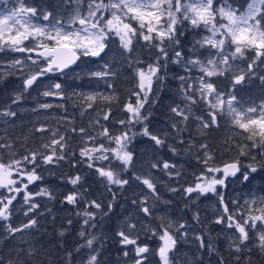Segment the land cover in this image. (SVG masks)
<instances>
[{"label": "snow or ice", "instance_id": "snow-or-ice-1", "mask_svg": "<svg viewBox=\"0 0 264 264\" xmlns=\"http://www.w3.org/2000/svg\"><path fill=\"white\" fill-rule=\"evenodd\" d=\"M37 14L36 8L27 6L23 0H20L17 7L6 15L0 16V50L7 49L20 53L36 52L38 57L34 59L29 55L27 61H30V64L21 59L13 60L8 64V68L18 69L22 73L23 91L26 92L39 85L41 79L48 74L65 73V70L71 69V66L76 64L81 57L102 60L107 54L108 41L112 36L118 38L120 47L128 53H131L134 41L142 39L150 48H155L159 55L146 67L133 69L137 78L136 87L139 91L132 93L137 97L135 104L130 102L125 104L124 108L130 115L127 121H119L120 124L134 125L143 123L147 119L141 109L148 101L154 83L163 80V77L159 75L161 68L166 67L167 63L171 61L174 64H183L187 73H191L193 69L199 73L195 78L190 75L177 77L181 81V94L187 106H172L170 111L174 117L180 118V123L189 121L193 116V105L203 103L209 110L208 119L203 116H195V119L199 122L201 129H209L218 124L217 116L224 114L226 105L227 112L232 117V123L247 133L246 139L252 141L251 145L240 146V155H249L246 148L264 149V104L260 106L259 116L248 115L256 113L258 111L256 107H249L246 112L238 111L233 106L236 97L231 93L225 95L220 92L218 84L212 80L213 77L227 78L232 73V86L242 84L247 74L237 73L230 61L243 57L246 50L255 52L254 59L248 64V73L253 72L258 60L264 63V0H246V5L243 8L233 7L227 2L218 7L217 0H86V6L83 4V0H75V7L67 20L63 17L53 18L52 13L44 12L43 20L48 23L40 25L33 22ZM184 24L190 25L192 30L203 28L210 33V35L203 36L194 42L190 55L178 50L182 48L180 36L184 35V32L181 31V26ZM33 41L35 44L32 47L26 44V42ZM229 43L235 46L234 51L225 54L226 45ZM197 48L207 50V57L204 58V53L198 51ZM169 49H171V53ZM89 75L104 79L116 76V71L111 68L109 62H105L102 70L91 71ZM261 79L264 80V77ZM108 87L113 88V84L108 83ZM22 95V92L15 95L12 103H18ZM41 95L66 99L62 91V84L59 82L47 85ZM74 95L82 97L81 103L85 104L87 109L93 108L97 101L112 102L116 99L114 93L110 95L98 92L74 93ZM51 107L53 105L48 103L39 105L41 109ZM58 107L64 106L58 105ZM16 115L17 113L12 111L10 106L0 109V117L12 118ZM103 119L108 120L109 114L105 113ZM2 122L8 124V120ZM96 123L99 124V121L97 120ZM171 127L177 133L184 130L176 122L172 123ZM101 128L98 136L104 137L115 147H110L103 142L96 144L95 141L98 137L87 135L86 130L80 128L79 133L84 136V146L80 148L79 155L82 158L81 162L87 163L89 169H94L99 177L106 181L107 191L113 193V200H115L113 187L122 189L129 184V180L123 178L121 169L105 167L102 164L98 166V162L108 161L111 164L114 159L119 161L122 171H127L133 162V153L128 148L133 136L129 135L131 128L119 135H112L107 127L101 126ZM36 131L41 133L51 131L52 133L50 142L41 145L42 148L48 150L47 154L40 151H29L20 159L11 158L7 162L3 157H0V190H3L0 191V228L4 232L3 239L9 237L14 239L17 233L23 234L29 229L38 228L39 221L32 218L40 207L38 203L34 202L35 197L55 199L54 193L48 188H41L38 192L33 193L29 191V185L42 179V176L36 171L40 160L45 165H52L66 159L64 154L67 149L66 136L59 130L47 129L44 126L37 128ZM72 131L76 132L77 130L73 128ZM140 135L149 138L157 147H162L165 144V139L152 133L146 124ZM89 141L93 142L91 147L88 146ZM179 142L183 143V140ZM169 147L174 155L178 154L174 146ZM0 148H11V144L0 143ZM200 148L205 150L204 158L201 161L205 167L195 177L194 184L184 187L183 192L192 203H195L192 200L193 193L197 194V198L209 193L219 197L223 213L217 217L215 223L224 224L226 220L227 227L234 228L235 233H238V235L230 237L228 251L230 255L234 256L237 264H239L241 256L247 252L248 255L245 257L247 264H252L251 254L254 251L264 255V200L261 201L262 206L259 208L254 209L249 205L247 216L241 220L236 213L229 210L223 194L218 189L225 186L229 178L242 177L243 182L247 183L252 178V174L257 173L260 169L255 164L245 167L238 159L214 166L213 156L207 151L208 145L202 144ZM261 155H264V152H261ZM12 156L14 157L15 154L12 153ZM252 159L256 158L252 157ZM27 165L32 166L30 170ZM75 166L73 164V167ZM150 167L151 169L162 167L169 178L180 176L179 171H172L176 165L170 164L168 161H164L162 166L158 161L152 163ZM261 168H264V164L261 165ZM81 179L79 175L68 177V183L78 186ZM135 179L147 188L152 197H155L156 200L160 199L156 181L150 175L147 177L135 175ZM177 190V188L170 189L172 192ZM20 194H23V203L27 205L24 215L29 218L27 222L15 226L10 220L14 211L21 210L16 209L14 204ZM82 196L83 193L72 190L64 196L61 203L76 206ZM148 199L149 197L146 195L139 202L133 200L132 204L136 205L144 216L151 217L153 208L148 206ZM164 203L167 204L169 201H164ZM246 203L248 202L246 201ZM252 203L254 204L255 201ZM102 207V204L96 200L87 201L84 209L76 213L77 216L83 217L81 228L77 232V236L83 243H77L71 249H67L64 244H61L60 247L65 250V255L61 257V264H72L73 260L81 256L85 249L88 250V253L81 259L80 264H99L98 249L94 247L97 237L90 235L88 231L96 226L93 223L96 213L89 209L100 210ZM185 207L187 208L188 205ZM112 208V203H109V212L112 211ZM199 219V215H193V220L199 222ZM67 224L71 226L73 221L68 219ZM127 227L129 230H135L137 226L135 223H128ZM144 229L150 230L149 239L155 238L159 241V246L156 249L159 264H176L172 257L177 251L180 239L187 237L188 225L184 222H175L160 217L158 227L149 229L148 225H144ZM66 231L67 229H62L58 235L63 237ZM250 232L256 233L254 240ZM116 235L120 237L122 246H135L136 258L133 264H146L145 254L149 253L151 249L147 244L142 246L137 244L139 233L133 237L128 232L121 230ZM194 239L199 242L200 250L207 249L210 254L218 251L213 242H205L202 234H195ZM250 243L251 247H249ZM37 255L36 249L29 247L27 250H16L13 257L10 249L7 261L3 256H0V264H35ZM124 256L128 257L129 252L125 251ZM196 260L199 261L200 257L197 256ZM218 264H225L223 256L220 257Z\"/></svg>", "mask_w": 264, "mask_h": 264}, {"label": "rangeland", "instance_id": "rangeland-1", "mask_svg": "<svg viewBox=\"0 0 264 264\" xmlns=\"http://www.w3.org/2000/svg\"><path fill=\"white\" fill-rule=\"evenodd\" d=\"M39 5L34 6L31 4L30 0L23 2L27 6L34 7L38 10L37 17L34 18L33 22L45 25L48 22L43 20V13L50 12L52 13L53 18H60L63 17L67 20L70 16L72 9L75 7V0H54L51 3L44 2L39 0ZM20 0H0V16L6 15L9 11L13 10L15 7L18 6ZM226 0H217V6L219 7L220 4L225 3ZM83 4L86 6V0H83ZM246 4H244L245 6ZM233 7H237L238 5H233ZM242 6L241 8H243ZM181 31L184 32V35L180 36V40L182 43V48L178 50H182L186 55L191 54L192 45L198 39H201L203 36L210 35L206 30L203 28L192 30L191 26L188 24H184L181 26ZM185 31H188L191 34V37H188L185 34ZM141 41H143L141 39ZM135 42V41H134ZM144 42V41H143ZM146 44V42H144ZM29 47H32L35 42H26ZM109 47L106 49V55L101 60L100 58H89V57H81L80 60L77 61L75 65L71 67L69 70H65V73H51L48 74L46 77L42 78L39 85H36L30 88L28 91H23V76L22 73L17 70H12L8 68V64L16 59L24 60L27 64H30V61H27V57L31 55L34 59L38 58L37 55L33 53H20L14 52L11 50H0V109L9 107L12 111H20L22 109H26L27 112L21 114L24 117H27L25 121L30 127L35 128L36 126L41 127L44 126L51 130H59L60 133L64 134L65 131L59 124L62 120L70 121L72 119L71 110H70V103L72 101L77 103L78 111H85L86 105L81 103L82 97L79 95H74V93H101L106 95L110 92V88L108 87V83H110L111 77H107L104 79H98L89 75L91 71H99L102 70L103 64L105 62H109L112 69L116 71V66L118 64V60L120 56L125 53V50L120 47V42L118 38L112 36L111 39L108 41ZM146 46H148L146 44ZM149 47V46H148ZM235 46L231 45L230 43L226 45L225 54H230L234 51ZM198 51L204 53V58L207 57L208 52L205 49H199ZM171 53V49L169 50ZM215 51V50H212ZM144 50L141 51L143 53ZM137 51L134 52L133 57L136 59ZM255 57V52H249L248 50L245 51V55L243 57H238L234 61H230L237 73L244 72L247 76H251L255 74L257 67L261 64V61L256 62V66L253 69L252 73H248V64L252 62ZM140 61V63H137ZM154 60L146 61L142 59L134 60L133 64L136 67H146L147 64L152 63ZM115 63V64H114ZM170 66L176 67V69L172 72L173 74H166L162 73L163 80L156 81L153 85V91L149 93V99L145 103L144 108L141 109V112L145 117L146 120L143 123H135L134 125H128V128H131V132L129 135H132V141L129 144L128 148L133 153V162L129 166L127 171H122L121 165L119 161L114 160L115 164L114 167L117 169H121V175L124 179L129 180V184L125 185L124 188H116L115 189L119 192L115 201V205L112 208V212H110L108 216V220L110 223L108 233H104L103 231L97 230L95 236L97 240L101 242H106L107 238H114L111 239L113 244H109V248L113 250L115 247L116 249L120 247V253L118 257L115 255L110 258L111 264H133L135 257V246L128 245L122 246L120 243V237L116 235L118 231H125L130 234V236H136L139 233V239L137 240V244L145 245L147 244L151 251L146 256V264H159V257L156 255V249L159 246V241L155 238L149 239L151 235L150 230H145L144 225H148L149 229L152 227H158L160 224V217H164L165 219H171L175 222H184L188 225V235L186 238H181L178 245L177 251L174 253L172 259L176 262V264H218L213 262V258L210 256H215V254H210L207 249L200 250L199 249V242L195 241L194 236L195 234H202L205 242L211 241L213 242L216 248L223 247V252L225 255H229L228 251V244L230 242V237L233 235H238L235 233V229H229L227 227V221L225 220L224 224H216L215 220L217 217L221 216L223 213V207L220 205L219 197L214 194H207L204 196H200L197 198V194H192V201L188 200L183 192V188L189 185H193L195 182V177L198 176L201 171L204 169V165L201 162L205 155V150L202 149L200 152V139L199 134L201 127L199 126V122L195 119V116H203L205 119H208V108L203 103H199L197 105L192 106V113L193 116L189 119V121L180 123L179 117H174L171 113L170 108L172 106L179 105L181 107H186V103L183 99L181 94V81L177 78L179 76H191L193 78L197 77L199 73L193 69L191 73L185 72L183 64H174L171 61ZM165 71V69H164ZM263 74H264V63H263ZM11 73V74H9ZM262 74V75H263ZM233 75V74H232ZM262 75L259 76V79L263 77ZM172 78L175 83H171L170 86L172 87L171 90L175 98L170 100L167 96H163L161 93V89L168 87L169 82L166 78ZM232 79V78H231ZM59 82L62 84V91L66 99H61L59 97H43L41 95L42 91L45 90V87L51 83ZM137 91L139 89L136 87ZM23 93L21 100L13 104L12 100L15 98V95L19 93ZM221 92V91H220ZM257 92V91H253ZM224 93V92H222ZM230 92L224 93L227 95ZM232 95L236 97V100L233 103V106L238 111L246 112L249 107H256L257 112L252 114L249 113V116H259V109L262 104H264V97L261 99L256 98V94L253 95L251 92L250 95H245L246 93L237 94L236 92H231ZM141 96L143 94L141 93ZM137 97L134 96L133 101L130 103L135 104ZM42 103H48L53 105V107L49 109H41L39 105ZM58 105H63L64 107H58ZM36 109V111H33ZM25 114V115H24ZM129 114V113H128ZM130 115V114H129ZM20 117L16 115L15 117L8 118V117H0V127L5 128L7 126H11L13 124V119L16 122H20ZM222 120H228L227 128L223 129L224 132H235L240 131L242 132L243 138L242 141L239 143L240 146H248L251 145L252 141L246 139L247 133H244L242 129L235 126L232 123V117L227 112V106L225 105V112L222 114ZM19 118V120H18ZM129 118V117H128ZM8 120V124H4L2 121ZM36 122H44V123H37ZM178 123L179 127L184 129L183 131L177 133L175 130L172 129V123ZM147 125L148 128L151 130L152 133L161 136L165 139V144L162 147H157L154 143L147 137L140 135L141 130L143 129L144 125ZM123 131H127L126 126L122 125ZM222 134H226V133ZM51 131L49 132V134ZM87 135L93 136L86 132ZM119 132L116 135H119ZM82 136V135H81ZM198 136V139H197ZM52 135H48L45 139V143H49ZM82 140V147L84 146V136L81 138ZM183 140V143L179 141ZM39 145V140L37 141ZM1 143V142H0ZM44 143V144H45ZM96 143V141H95ZM99 144V143H96ZM93 142L89 141L88 146L91 147ZM36 146L33 148L35 149ZM169 146H174L177 149L178 154L174 155L170 151ZM115 147V145L113 146ZM248 150L249 155L251 156H243L241 158H237L243 166H248L254 164L252 161V157L257 155L258 151L264 152V149L260 148H246ZM36 151V150H30ZM208 152L211 150L208 148ZM9 153V152H8ZM12 153L15 156H12ZM48 153V150L45 154ZM28 152H24V154L19 153V151L11 152L7 156V159L4 161L7 162L11 158L20 159L21 157L27 155ZM190 155L191 158H188ZM203 158H200V157ZM152 157V158H151ZM245 157V158H244ZM199 158V159H198ZM7 160V161H6ZM236 160V159H235ZM160 162L161 166L164 161H168L170 164L176 165V168L173 169V172L179 171L180 176H173L169 178L168 175L160 169H151L150 165L155 162ZM198 162L199 165L196 166L193 163ZM214 166H220L222 163H216V161H212ZM87 164V163H86ZM102 164L105 167L107 166L106 161L98 162V166ZM32 167V166H31ZM55 165H45L43 163H39L40 171H44V174L47 176L49 175ZM87 172V176H92L93 179L89 180L88 182L93 186L99 188L96 190L95 195L93 198L87 201L96 200L97 202L101 203L104 199H107V188L108 185L103 178L99 177V175L95 172L94 169H89L85 167ZM135 175H141L144 177L151 176L153 180L156 181L157 186V193L160 197L159 200H156L155 197H152L151 194L148 192L147 188L141 184L138 180L135 179ZM219 175V174H218ZM77 176L73 175L72 177ZM239 177V174H238ZM252 178L246 185L242 186V190H236L235 188H231L225 192V186L219 187V192L223 194L225 204L229 208L230 211L236 213V215L241 216V220L245 218L248 214L249 205H251L254 209L261 207V201L264 200V189L260 186L263 185V179L259 176V173H253ZM242 177L239 178H229L226 181L227 183H233L236 185ZM57 190H62L63 195L65 196L68 191L75 190L73 185L68 183L66 179L59 177L56 181ZM225 184V185H226ZM43 188H50L48 186H43ZM171 188H177L176 192L170 191ZM38 192V191H34ZM33 192V193H34ZM148 196V206L153 208V213L151 217H146L142 212L139 211L136 205L132 204L133 200L140 201L145 196ZM43 199V198H40ZM81 198L77 206L68 205L58 203L57 205H49L43 206L39 204V211L34 216L37 220H40L44 223H48V219L55 217L54 225L57 226V230L54 232V238L51 240L52 243H48L46 240L47 235L50 232L46 229L44 232L38 233L37 229H29L27 232L21 234L17 233L15 238L9 237L8 239H3L4 232L3 229L0 228V256H3L5 260L9 258V250H12V256H15L16 250L24 249L27 250L29 247L35 248L37 253H39L38 248L41 245L45 250H55L61 245V240L59 238L58 232L62 230L64 222L76 214L78 211H81L85 207V203L83 204ZM164 201H169V203H164ZM246 201L248 203H246ZM255 201L253 204L252 202ZM153 202H155L153 204ZM235 202V203H234ZM44 203V202H43ZM185 205H188L186 208ZM51 210V211H49ZM92 212H95L93 208L89 209ZM43 213V215H40ZM199 215V222L193 220V215ZM258 214V213H257ZM81 221H83V217L78 216ZM10 222L15 225L19 226L24 221L23 217H19L16 215H12ZM95 223V222H94ZM128 223H135L136 229L129 230L127 227ZM101 228V227H100ZM53 231H51L52 234ZM253 240L255 239V232H250ZM128 251L129 256L125 257L124 252ZM62 255H65L62 249ZM248 255V254H247ZM256 260H259L258 264H264V255L259 257L256 254H251ZM86 255L83 256V258ZM197 256L200 257V260L197 261ZM263 260L261 261V259ZM227 263H235V259L233 256L229 255ZM81 261V260H80ZM242 258L239 261L241 264ZM247 262V261H246ZM257 262V261H256ZM37 263V259L35 264ZM41 264V263H39ZM255 264V262L253 263Z\"/></svg>", "mask_w": 264, "mask_h": 264}, {"label": "trees", "instance_id": "trees-1", "mask_svg": "<svg viewBox=\"0 0 264 264\" xmlns=\"http://www.w3.org/2000/svg\"><path fill=\"white\" fill-rule=\"evenodd\" d=\"M25 2L29 0H24ZM47 3H51L54 0H42ZM31 4L34 6L39 5V0H30ZM227 3H230L231 5H238L237 7H242L244 4H246V0H226ZM185 34L188 37H191V34L188 31H185ZM144 50L143 53L141 51ZM170 50V49H169ZM137 51L136 59H142L146 61L155 60L156 57L159 55L157 50L155 48H150L146 46V44L140 40L135 41L133 44V48L131 53L125 52L123 53L119 60L118 64L116 66V76L111 77L110 83L113 84V88H110V92H108L106 95L115 94L116 99L112 102H104V101H97V103L93 106L91 109H86L85 111H78V104L70 103V110H71V116L72 119L70 121L68 120H62L59 124V127L65 131L66 136V144L67 149L64 153L66 155V159L62 161H57L54 163L55 167L53 171L49 175H45L44 171H40V169L37 167L36 171L37 173L42 176L41 180L36 181L34 184L29 185V191H39L43 186H48L50 188V191H52L55 195V199H48L47 197H35L34 202L47 206V204L51 205H57L58 203H61V201L64 198L63 191L57 190L56 181L59 179V177H62L66 179L68 182V177H72L73 175H79L82 179L78 186H73L75 190H78L79 192L83 193L82 198L84 200H81V202L84 204L86 199L90 200L94 197L97 187L90 184L88 181L93 179L92 176H87V172L85 170V167H87V164L85 162H81L82 158L79 155L80 148L82 147V134L79 133L80 128H84L86 132L93 136H97L96 143H105L108 144L110 147H113L114 144H110L104 137H99L98 133L102 130L101 126L107 127L112 135H116L119 132L123 131L122 124L119 123V121H127L129 114L125 110L124 106L126 103H129L133 101L134 95L132 93L134 91H137L136 89V75L134 72L135 65L133 64L134 52ZM249 52H252V50H248ZM131 62V66H130ZM171 63H167L166 67H162L161 71L159 73L160 76H162V73L166 74H173L172 72L176 69V67L170 66ZM165 69V71H164ZM263 63L257 67L255 74L251 76H246L245 81L242 84L235 85V87L232 86L231 78L232 73L228 75L227 78L224 77H213L212 80L218 84L219 91L227 93V92H236L237 94L246 93L245 95H250L252 92L253 95L256 94V98L261 99L264 97V80H260L259 76L263 74ZM245 73V71H244ZM264 77V74L262 75ZM166 80L169 82V86L163 89H161V93L163 96H167L172 100L175 98L173 94V91L171 90V83H175V81L170 78H166ZM160 83L162 80H159ZM1 90V89H0ZM257 91V92H253ZM110 110V111H109ZM26 109H22L20 111H17L18 117L21 116V114L26 113ZM105 113L109 114V119L104 120L103 115ZM25 115V114H24ZM208 117V116H207ZM222 114H218L217 120L218 124L216 126H213L209 129H201L199 134V141L202 144H207L208 148L212 152L213 161H216V163H224V162H230L232 160H235L237 158H241L243 156L240 155V148L239 143L242 141L243 135L240 131L235 132H224L223 129L227 128L228 120L224 119L222 120ZM19 120V118H18ZM27 120V117H20V122H16L15 119H13V124L11 126H7L5 128L0 127V142L2 144H11V148H0V157H3V159H7V156L11 152L19 151V153L24 154V152H29L31 149L40 151L45 153L47 149H44L41 147L45 143V139L48 135H52V133L49 134L50 131L41 133L36 131L38 126H36L37 123H44V122H36L34 126L35 128L32 129L28 124L25 123ZM99 121V124L96 123V121ZM126 129L128 130V126L125 124ZM75 128L77 131L73 132L72 129ZM48 129V128H47ZM226 134H222V133ZM198 139V136H197ZM39 140V145L38 144ZM36 146L35 149H33ZM199 151L201 152L202 149L200 148ZM248 151V150H247ZM9 152V153H8ZM251 156V155H248ZM256 159L252 161L254 164L258 167L259 176L263 179L264 183V168H261V165L264 164V155H261V151L257 152V155L253 156ZM188 158H191L190 155H188ZM200 158H203L202 156ZM245 158V157H244ZM7 161V160H6ZM40 163H43L42 160H40ZM107 166L114 167V160L111 161V164H109L108 161H106ZM73 164L76 166L73 167ZM194 165L198 166V162H194ZM27 168L30 170L31 165H27ZM254 179V178H251ZM246 185L245 182L241 179L236 185H233V183H227L225 185V192L227 190H230L231 188H235L236 190H242V186ZM261 188L264 189V186L261 185ZM3 191V190H0ZM108 192V191H107ZM113 192L115 193V196L117 197L119 195V192L113 187ZM69 193V191H68ZM7 194V193H5ZM67 194V193H66ZM119 196H122L120 194ZM43 198V199H40ZM116 199V198H115ZM113 200V193L108 192L107 199H104L102 204V209L97 210L93 208L96 213V218L93 221L95 222V228L94 229H88L90 235L95 236L97 233V230L103 231L104 233H108V228L110 226L108 216L110 214L108 210V204L112 203ZM115 201V200H114ZM44 202V203H43ZM219 202V201H217ZM16 209H21L20 211H14L13 215L19 216L20 218L23 217L24 221L27 222V219L29 217H25L24 211L27 209V205L23 203V194L18 195L17 200L14 201ZM112 205L114 206L115 203L113 202ZM77 206V205H76ZM39 211V209H38ZM37 211V213H38ZM112 212V211H111ZM36 213V214H37ZM104 213H107V215H104ZM29 216H32V214H29ZM237 217L240 219L241 216L238 214ZM34 218V217H32ZM55 217L50 218V221L48 219V223H44L40 220L38 225L37 232H44L46 229L50 232L49 235L46 236L48 238L46 241L48 243H52L51 240L54 238V232L57 230L58 225H54L55 223ZM71 219L73 221V224L69 226L67 224V220ZM64 224L62 229H67L65 232V235L63 237H60L61 244H64L67 249L73 248L77 243H83L82 240L79 239L77 236V232L81 228L82 221L80 218L73 214L72 217L68 218ZM101 227V228H100ZM111 227V226H110ZM51 231L52 234H51ZM111 239L114 238H107L106 242H101L100 240H96L94 247L98 249V260L99 264H111L110 258L112 256L118 257L120 253V247L117 249L114 247L113 250L109 248V244H113ZM44 245H41L40 248H38V255H37V263L36 264H61V257L62 255V248L58 247L55 250H45L43 247ZM252 244H249V247H251ZM218 251L215 254V256H210V258L214 257L212 260L213 262L218 263L221 256L225 259V264H235V263H227L230 259H228L229 255H225L226 253L223 252V247L217 248ZM63 252L65 253V250L63 249ZM88 250L85 249L83 253H81V256L76 257V259L73 260L72 264H80V260L83 258L84 255H87ZM213 254V253H211ZM252 254H256L259 257L263 256L258 251H254ZM231 256V255H230ZM233 256V255H232ZM247 256V252H245L241 258L242 261L241 264H247L245 257ZM234 258V256H233ZM259 260H256L254 257H252V264L255 262V264L259 263ZM263 258L261 259V261ZM257 261V262H256Z\"/></svg>", "mask_w": 264, "mask_h": 264}, {"label": "water", "instance_id": "water-1", "mask_svg": "<svg viewBox=\"0 0 264 264\" xmlns=\"http://www.w3.org/2000/svg\"><path fill=\"white\" fill-rule=\"evenodd\" d=\"M37 51H39V49H37ZM33 54H35V55H36V52H33ZM74 65H75V64H74ZM72 66H73V65H72ZM72 66H71V67H72Z\"/></svg>", "mask_w": 264, "mask_h": 264}, {"label": "bare ground", "instance_id": "bare-ground-1", "mask_svg": "<svg viewBox=\"0 0 264 264\" xmlns=\"http://www.w3.org/2000/svg\"><path fill=\"white\" fill-rule=\"evenodd\" d=\"M152 158V157H151Z\"/></svg>", "mask_w": 264, "mask_h": 264}]
</instances>
